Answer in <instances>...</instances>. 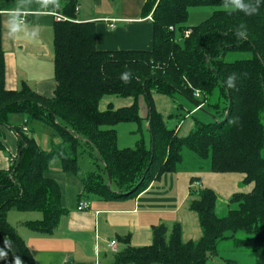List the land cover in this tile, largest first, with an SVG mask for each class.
<instances>
[{
  "label": "trees",
  "instance_id": "trees-1",
  "mask_svg": "<svg viewBox=\"0 0 264 264\" xmlns=\"http://www.w3.org/2000/svg\"><path fill=\"white\" fill-rule=\"evenodd\" d=\"M78 1L69 0L62 12L75 18ZM243 2L257 11L246 14L235 0H146L141 13L142 18L152 16L151 44L139 49L97 48V24L103 20H55L56 88L48 96L25 83L5 87L0 14V150L7 153L4 127L18 138L16 156L7 169H0V253L13 255L1 264H35L17 230L21 221L13 225L7 218L11 208L40 212V219L22 222L40 232H52L65 212L60 186L48 175L54 158L62 170L80 177L86 194L124 198L151 179L175 172L185 149L196 161H206L211 171L242 174L240 186L251 184V189L233 192L229 209L219 215L215 190L198 186L191 177L188 207L197 216L200 237L183 239L175 224L167 238V227L154 225L149 244L127 243L114 252L113 263L208 264L226 239L249 248L254 264H264V0ZM206 4L214 7L212 14L187 26L188 6ZM187 29L191 33L185 37ZM195 90L201 98L193 96ZM155 93L177 102L182 96L194 106L203 103L199 109L206 118L194 117V128L182 135L181 127H170L155 108ZM123 98L127 105H114ZM15 116L27 123H15ZM34 121L54 128L60 142L42 149L33 137ZM121 121L135 122L139 133L144 124L150 145L141 137L134 146L119 147L115 126ZM86 148L104 174L81 173L77 156Z\"/></svg>",
  "mask_w": 264,
  "mask_h": 264
},
{
  "label": "crops",
  "instance_id": "crops-1",
  "mask_svg": "<svg viewBox=\"0 0 264 264\" xmlns=\"http://www.w3.org/2000/svg\"><path fill=\"white\" fill-rule=\"evenodd\" d=\"M69 0H0L1 45L4 51L5 87L20 88L22 83L45 96L56 88L54 74V51L52 11L62 12ZM106 0H79L78 20H103L97 24L96 46L100 49L148 48L151 44L150 21L147 17L93 15V8L102 9ZM18 13L16 32L11 30L12 17ZM24 21H19V16ZM114 21L115 27L108 26ZM35 35H32V33ZM15 123L23 117L15 116ZM40 123V122H39ZM37 124V123H36ZM38 125V124H37ZM28 131V130H27ZM7 153L0 150V169H7L11 156H16L18 138L14 131L6 130L3 138ZM193 160L195 158L193 157ZM51 168L48 175L61 189V203L65 212L60 216L52 232H40L22 222L40 219L38 211L18 212L21 221L17 230L31 250L35 264H114V252L127 243L133 246L147 245L151 241L154 225L164 224L167 231L179 224L185 240L199 238L201 229L196 214L189 209L190 179L196 177L198 186L209 187L223 199L243 188V175L235 172L181 170L151 179L144 189L124 198H100L83 191V182L72 172L61 167ZM207 168L209 165L206 162ZM87 200L85 208L78 209L79 202ZM41 215V217H39ZM126 235L128 238L126 239ZM116 242V251L109 244ZM128 241V242H127ZM110 248L108 255L104 248ZM9 259V258H7ZM1 261V260H0Z\"/></svg>",
  "mask_w": 264,
  "mask_h": 264
},
{
  "label": "rangeland",
  "instance_id": "rangeland-1",
  "mask_svg": "<svg viewBox=\"0 0 264 264\" xmlns=\"http://www.w3.org/2000/svg\"><path fill=\"white\" fill-rule=\"evenodd\" d=\"M145 1L146 0H106L105 3L102 4V9L93 8L91 12L93 15L96 16L106 14L116 17L117 16L142 17L141 11ZM213 10L214 7L212 5H207V4L189 5L186 25L194 26L198 24L203 19L211 15ZM77 11L78 9L76 10V12ZM180 34H181V30L177 28L176 37H179ZM201 95L202 94L200 90L199 92L193 91L194 97L201 98ZM154 97H155L154 99L155 108L162 113L164 120L167 122V124L170 127L175 126L177 127V129L181 127L179 133L182 135H187L194 128V119H193L194 117L199 119L206 118V115L202 113V111H200L199 109L203 105V103L194 106L188 99L182 96H178V99L181 101L183 105L182 107H180V103H179L180 101L177 102L169 96L160 93H155ZM113 103L115 106H125L129 103V100L124 98L117 99L114 100ZM103 104L106 105L107 101H104ZM31 125H33L34 127L33 137L35 138L36 142L42 149L48 150L54 144L60 142V138L58 134L55 132L54 128L47 125H43L38 121L31 122ZM115 128H116L119 147L134 146L136 141L141 137L144 139L145 145L147 146L150 145V135L148 130L145 128L144 124L141 133L136 131L137 125L133 121H121L117 123ZM3 130L5 134L8 128L4 127ZM193 156L196 155L193 154L192 152H188V150L186 149L183 151V160L181 162L182 166L180 164L181 170H191V171L210 170V168L209 169L207 168L206 161L199 159V161L195 162L193 160ZM77 164L80 168L81 173L83 174L92 173V172H101L102 174H104L103 166L93 158V153L88 148H86L82 152L81 151L79 152L77 156ZM58 167H60V160L54 158L52 163V169H56ZM216 193L218 195L217 213L219 215H223L229 209V206L227 205L228 203L227 200L229 198L225 200L220 197V194L218 192ZM31 212H35V211H31ZM39 217H41V215H39ZM7 218L9 222L16 223V220L20 217L18 211L15 208H11L7 213ZM170 232H171L170 230L167 231L166 234L167 238H169ZM104 251L108 255L112 254L110 248L108 249L105 247ZM7 258H9L10 260L13 259V255L11 252L5 251L0 253V260ZM227 259L232 261L235 260L239 264H254L255 262V257L251 253V250L249 248L237 247L234 244V241L225 239L218 243L217 252L215 255L210 257L208 264H234V263H229Z\"/></svg>",
  "mask_w": 264,
  "mask_h": 264
},
{
  "label": "clouds",
  "instance_id": "clouds-1",
  "mask_svg": "<svg viewBox=\"0 0 264 264\" xmlns=\"http://www.w3.org/2000/svg\"><path fill=\"white\" fill-rule=\"evenodd\" d=\"M235 4H236L237 8L244 10L245 13L249 14V15H251L253 12L257 11L256 7H250L248 4L244 3L243 0H235ZM17 15H18V13H14L13 17H12L11 30L13 32H16L17 28H18V23H17V20H16V16ZM32 35H35V33L33 32ZM123 79L125 81H127L129 79V74L125 73L123 75Z\"/></svg>",
  "mask_w": 264,
  "mask_h": 264
},
{
  "label": "built area",
  "instance_id": "built-area-1",
  "mask_svg": "<svg viewBox=\"0 0 264 264\" xmlns=\"http://www.w3.org/2000/svg\"><path fill=\"white\" fill-rule=\"evenodd\" d=\"M20 15V14H19ZM52 15L53 17H55L56 20H65V17L62 15V12H57V11H52ZM19 21L23 22L24 21V17H21V15L19 16ZM112 22H114L113 20L109 22L108 26H113ZM24 129L27 128L26 124H24ZM88 201L87 200H82L79 202L78 205V209H82L85 208L88 205ZM109 246L116 251V242L115 240H112L109 244Z\"/></svg>",
  "mask_w": 264,
  "mask_h": 264
},
{
  "label": "bare ground",
  "instance_id": "bare-ground-1",
  "mask_svg": "<svg viewBox=\"0 0 264 264\" xmlns=\"http://www.w3.org/2000/svg\"><path fill=\"white\" fill-rule=\"evenodd\" d=\"M78 9V6H76V10ZM63 15V14H62ZM64 17H65V20H72L71 18H69V17H67V16H65V15H63ZM148 17H149V19H151L152 20V16H151V14L150 15H148ZM114 22H115V20H114ZM114 22H112V24H113V26L111 27V28H113V27H115V24H114ZM190 32H191V29H187V30H185L184 31V36L186 37V36H188L189 34H190ZM195 92H199V90H195ZM26 131H27V128L25 129Z\"/></svg>",
  "mask_w": 264,
  "mask_h": 264
},
{
  "label": "water",
  "instance_id": "water-1",
  "mask_svg": "<svg viewBox=\"0 0 264 264\" xmlns=\"http://www.w3.org/2000/svg\"><path fill=\"white\" fill-rule=\"evenodd\" d=\"M111 182V180H110V178H109V182H108V185H109V183Z\"/></svg>",
  "mask_w": 264,
  "mask_h": 264
}]
</instances>
